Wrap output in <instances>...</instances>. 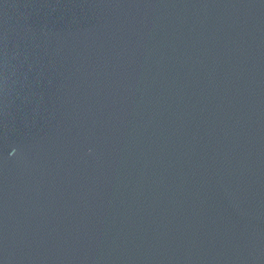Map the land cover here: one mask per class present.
Returning <instances> with one entry per match:
<instances>
[{
	"label": "water",
	"instance_id": "95a60500",
	"mask_svg": "<svg viewBox=\"0 0 264 264\" xmlns=\"http://www.w3.org/2000/svg\"><path fill=\"white\" fill-rule=\"evenodd\" d=\"M0 264H264V145L0 94Z\"/></svg>",
	"mask_w": 264,
	"mask_h": 264
}]
</instances>
